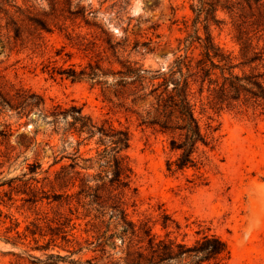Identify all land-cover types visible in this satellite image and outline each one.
I'll return each instance as SVG.
<instances>
[{
    "label": "rangeland",
    "instance_id": "374dc122",
    "mask_svg": "<svg viewBox=\"0 0 264 264\" xmlns=\"http://www.w3.org/2000/svg\"><path fill=\"white\" fill-rule=\"evenodd\" d=\"M66 1L12 0L13 6L6 7L9 14L0 12V264H46L52 252H74L72 258L84 264L87 260L110 264L112 258L121 256L120 238L115 239L117 248L108 243L107 252H103L94 233L86 232L91 228L86 225L90 218H83L86 211L76 196L80 181L67 189L55 184L57 172L73 162L78 163L76 170L81 175L98 174V152L104 150L97 144L99 135L84 141L77 154L78 135L69 137L73 145L64 144L61 136L53 133L54 126L48 122L51 117L44 119L39 114L58 104L64 108L82 106L84 114L98 124L129 130L130 147L123 153L134 174L125 201L134 220H158L166 210L182 225L179 239L187 234L186 240L191 242L197 230L210 228L227 241L229 264H264L261 107L241 106L219 114L209 110L218 130L215 147H202L204 166L171 174L167 162L176 159L178 152L171 150L170 136L140 124L139 113L146 111L153 97L136 104L124 100L115 91L117 76L112 73L98 83L73 81L52 70L54 66L81 70L99 61L105 69L118 72L121 60L138 63L154 74L169 70L180 57L198 60L202 58L201 44L196 41L187 48L185 43L197 29L205 38L204 17L194 25L192 6L198 0H69L72 12L84 10V16L72 15ZM217 16L224 23L212 24L216 41L238 55L229 15L219 10ZM109 42L117 45L115 54L108 48ZM32 94L45 105L24 109L26 100L39 103V98H30ZM200 110L198 106L205 126L207 117ZM87 158L92 159L85 161ZM68 171L70 176L75 174L72 168ZM67 194L74 195L70 204ZM59 213L74 218L77 225L72 233L81 243V252L77 244L61 239L51 242L49 251L40 250L38 245L48 243L51 236L38 235L37 243L27 232L34 223L45 231L49 226L58 227ZM12 222L20 224L21 238L15 231L6 232ZM155 231L165 234L160 224ZM7 236L12 240L7 241Z\"/></svg>",
    "mask_w": 264,
    "mask_h": 264
},
{
    "label": "trees",
    "instance_id": "16d2710c",
    "mask_svg": "<svg viewBox=\"0 0 264 264\" xmlns=\"http://www.w3.org/2000/svg\"><path fill=\"white\" fill-rule=\"evenodd\" d=\"M66 3L72 15H85L84 10L72 12L71 2L67 0ZM8 6H13L12 0H0V12L8 15ZM192 10L196 14L195 26L201 18L205 20V38L197 29L196 35L185 41L187 48L196 41L201 44L202 58L198 60L191 56L180 57L169 70L154 74L138 63L121 60L122 69L118 72L105 69L99 61L95 64L90 62L81 70L74 66L52 68L53 73L73 81L88 79L101 83L99 79L102 76L112 73L117 76L114 84L117 95L133 104L153 97L154 101L146 111L139 113L140 124L170 136L171 150L178 152L176 159L167 162L171 174L204 166L205 151L202 147H215V133L218 130L216 120L209 114V110L219 114L225 109L255 106L264 111V0H198ZM219 10L226 12L231 19L234 39L239 45L238 55L226 50L213 34L212 24L224 23L217 16ZM14 25L19 32L20 27L16 23ZM108 48L114 54L117 52V45L113 42H109ZM104 96L110 100L105 93ZM30 98H39V103L26 100L24 109L28 107L32 111L41 104L45 105L44 100L35 94ZM198 106L201 108L200 114L207 117L205 126L198 115ZM39 114L44 119L51 117L48 122L54 126L53 133L60 135L64 144L73 145L69 137L78 135L81 140L75 147L76 154L80 153L84 141L99 135L97 144L104 146V150L98 152L100 172L93 176L81 175L76 170L78 163L73 162L57 172L55 184L67 189L80 181V190L76 196L79 205L86 211L83 218H90L86 225L91 228L86 232L94 233L97 246H103V252H107L108 243L117 248L115 239L122 240L121 256L118 259L112 258L110 264H229L231 250L227 241L210 228L197 230L195 238L189 242L186 240L187 234L179 239L182 225L166 210H162L161 219L158 220L146 218L136 221L131 217L125 196L126 190L131 188L134 171L123 153L130 147L131 135L128 129H117L106 123L100 125L91 116L84 114L82 106L77 105L64 108L58 104L50 112L44 109ZM38 132H35L36 136ZM69 168L75 171L73 176H70ZM73 196L66 195L70 201L68 204L72 203ZM1 218L0 211V222ZM58 223V227L49 226L48 231L34 223V228L28 226L27 232L37 243L38 235L51 236L48 243L38 245L40 250L49 251L51 242L61 239L67 244H77L81 252V243L72 233L77 225L74 218L59 213ZM157 224L165 231L164 235L155 231ZM19 225L12 222L6 232L9 234L15 231L17 238H21ZM6 240L10 241L12 237L7 236ZM73 253L61 255L52 252L47 255L46 264H84L72 258ZM85 263L96 264L92 260Z\"/></svg>",
    "mask_w": 264,
    "mask_h": 264
}]
</instances>
